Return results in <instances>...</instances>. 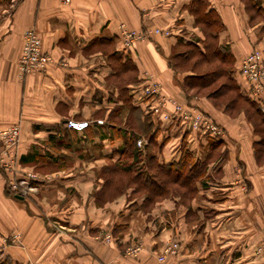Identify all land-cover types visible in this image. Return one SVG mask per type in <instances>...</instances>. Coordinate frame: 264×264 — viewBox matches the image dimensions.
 Here are the masks:
<instances>
[{
	"label": "crops",
	"instance_id": "1",
	"mask_svg": "<svg viewBox=\"0 0 264 264\" xmlns=\"http://www.w3.org/2000/svg\"><path fill=\"white\" fill-rule=\"evenodd\" d=\"M244 1L207 0L223 24L219 42L230 47L236 68L253 47H263ZM188 2L0 0V128L19 125L17 153L26 157L21 165L43 176L29 199L6 194L0 177V257L9 264H157L153 252L174 235L183 236L182 249L165 264H264V162L258 165L252 156L250 128L241 116L227 118L204 98H186L181 76L166 63L178 36L203 37L185 8ZM120 23L168 29L170 35L152 34L123 51ZM28 28L54 62L43 72L22 75L17 60ZM103 47L127 55L139 79L148 71L165 94L208 111L228 128L221 170L198 187L192 201L197 218L185 219V206L171 196L145 213L141 199L128 200L126 194L95 202L99 168L122 148L106 120L114 91L107 86L111 70ZM260 97L264 100V92ZM68 120L85 126L68 127ZM208 211L213 215L204 218ZM115 226H120L116 243L96 238ZM10 232L18 233V242H5ZM136 238L141 252L126 255L123 248Z\"/></svg>",
	"mask_w": 264,
	"mask_h": 264
},
{
	"label": "trees",
	"instance_id": "2",
	"mask_svg": "<svg viewBox=\"0 0 264 264\" xmlns=\"http://www.w3.org/2000/svg\"><path fill=\"white\" fill-rule=\"evenodd\" d=\"M244 2L250 24H256L257 41L264 47L262 0ZM209 6L207 0H189L185 8L203 37L178 36L166 63L181 76L179 85L186 98H204L223 116L244 119L253 135L252 156L260 165L264 162V100L260 95L251 94L235 67L230 47L220 44L218 34L223 24ZM97 41L110 42L109 39ZM102 52L111 70L106 77L107 86H112L114 91L113 96H108L113 106L106 120L114 124L108 128L121 141L122 148L114 151V158L99 168V187L92 194L95 202L101 205L126 194L128 200L141 199L145 213L158 201L171 196L177 204L185 206V219L197 218L198 215L192 213V201L198 187L206 185L221 170L228 152L223 138L200 137L197 132L188 130L179 133L178 124L162 125L149 106L146 108L131 92L139 82L133 61L113 48L103 47ZM198 109L212 120L216 119L208 111ZM140 136L145 140L138 147L136 141ZM25 161L26 157L21 156L20 162ZM212 215L213 211H208L203 217ZM114 228L112 235L120 226ZM0 264L9 263L3 260Z\"/></svg>",
	"mask_w": 264,
	"mask_h": 264
},
{
	"label": "built area",
	"instance_id": "3",
	"mask_svg": "<svg viewBox=\"0 0 264 264\" xmlns=\"http://www.w3.org/2000/svg\"><path fill=\"white\" fill-rule=\"evenodd\" d=\"M68 2L69 0H63ZM170 35L168 29H134L120 23L118 27L117 38L123 51L129 50L132 45L140 40H144L152 34ZM264 52L259 47H253L242 59L238 67L240 76L250 87L253 95H262L264 92ZM54 62L53 57L40 49V39L33 28H28L22 36V46L18 57V68L22 74L33 72H42ZM63 64V63H61ZM141 81L132 87L134 96L142 101L146 99L145 105L149 106L154 114L160 115L164 121H172L179 126L183 125L185 130L194 132L200 137L215 136L224 137L223 129L211 121L207 115L199 110L196 105L183 104L181 101L165 94L161 85L148 71H143L140 77ZM168 108V109H167ZM68 127L82 129L85 122H66ZM20 128L18 125H11L0 129V177L7 182L15 195L23 197L22 191L31 189L27 178H17L18 169L15 159V147L19 141ZM143 141L137 139L136 145L141 147ZM28 176L33 174L28 173ZM21 189V190H20ZM109 235L106 234V237ZM108 240V239H107ZM176 242L167 244L165 252H174L177 250ZM137 247V248H135ZM139 248L138 245L127 247L125 254L133 255ZM164 254L157 256L158 262H163Z\"/></svg>",
	"mask_w": 264,
	"mask_h": 264
},
{
	"label": "rangeland",
	"instance_id": "4",
	"mask_svg": "<svg viewBox=\"0 0 264 264\" xmlns=\"http://www.w3.org/2000/svg\"><path fill=\"white\" fill-rule=\"evenodd\" d=\"M130 28V27H129ZM152 29H154V28H152ZM159 29H161V28H159ZM27 30V29H26ZM25 30V31H26ZM163 30V29H162ZM24 31V32H25ZM156 34V33H155ZM161 35H163V34H161ZM151 36V35H150ZM149 36V37H150ZM149 37H147L146 39H148ZM40 39V38H39ZM141 41V40H140ZM135 44V43H134ZM133 44V45H134ZM132 45V46H133ZM256 47H259V46H256ZM132 48V47H131ZM131 48L129 49V50H131ZM260 49H262L263 50V52H264V49H263V47H259ZM51 55V54H50ZM52 56V55H51ZM53 57V56H52ZM53 59H54V57H53ZM17 62H18V60H17ZM57 62H59V63H63V64H65L64 62H62V61H57ZM264 62V61H263ZM17 66H18V63H17ZM263 67H264V63H263ZM19 70V69H18ZM19 72H20V70H19ZM43 72V71H42ZM34 73V72H33ZM264 73V72H263ZM20 74H22L21 72H20ZM29 74V73H28ZM22 75H25V74H22ZM152 75V74H151ZM153 76V75H152ZM155 79V78H154ZM156 80V79H155ZM141 81V79H139V82ZM156 81H158V80H156ZM138 82V83H139ZM159 82V81H158ZM137 83V84H138ZM194 97H196V96H194ZM180 101V100H179ZM140 102H142L143 104H145L146 103V99L145 98H143L142 99V101H140ZM182 103L183 104H186V103H188V102H183L182 101ZM190 105V104H189ZM263 106H264V104H262ZM146 108L148 107L147 105H144ZM195 106V105H194ZM197 107V106H196ZM150 108V107H149ZM151 109V108H150ZM168 109V108H167ZM152 110V109H151ZM152 113L154 114V112H153V110H152ZM205 114V113H204ZM156 117H157V119H160V121L162 122V125H165V126H167V125H175L172 121L170 122L169 120L168 121H164L161 117H160V115L158 114V112L156 113L155 112V114H154ZM206 115V114H205ZM215 118H216V116H214ZM208 118L211 120V121H213L217 126H219L221 129H223V133H224V137L225 136H227V137H229V138H231L229 135V130H228V128L226 127V126H224L223 127V125L217 120V118L216 119H214V120H212L209 116H208ZM11 125H18V124H11ZM11 125H7V126H4L5 128L6 127H8V126H11ZM19 126V125H18ZM4 127H1L0 129H2V128H4ZM20 128V127H19ZM251 129V128H250ZM250 129H249V132H251L250 131ZM179 131V133H180V131H183V130H185V127L183 126V125H181V126H179V129H178ZM223 137V138H224ZM138 139H141L143 142H144V140H145V138L143 137V136H140V138H138ZM19 140H20V135H19ZM18 144H19V141H18V143L16 144V147H15V159H16V161H17V169H18V175H17V178H27L28 177V179H27V182H29V186L31 187V189H26L25 191H22V192H24L23 193V197H21V198H25V199H29L34 193H37L38 192V183H40V180L42 179V177L43 176H41V174L36 170V169H33V168H31V167H26L25 165H21L22 163L20 162V158L18 157V150H17V148H18ZM196 144V143H195ZM198 145V143L195 145V146H197ZM28 173H30V174H33V176H28ZM4 184H5V189H6V194H8V195H10V196H16L14 193H13V191L10 189V188H8L7 187V182L5 181V179H4ZM21 190V189H20ZM92 194H93V192H92ZM121 197H123V194L122 195H119L117 198H121ZM117 198H116V200H117ZM58 198H57V196H55L54 197V201L55 202H58ZM180 210H182V209H180ZM184 211H185V209H184ZM55 226H57L56 224H55ZM11 234V235H10ZM10 234H8L7 235V237L4 239L5 240V242H9V240L11 241V242H13V243H15V242H18L19 241V237H18V233H11L10 232ZM97 234V235H96ZM95 235H96V238L98 239V240H100V241H103L104 242V244L105 243H110V242H115V238H113V237H117L116 236V234L117 233H115V235H112L111 234V232L110 231H107V230H103V231H101V232H98V233H96ZM106 234L107 235H109L108 237H106ZM183 236L181 235H176V237H175V235L173 236V237H171V238H168V239H166V241L163 243V245L161 246V248H159V249H157L155 252H153V254H155V260H156V263L157 264H165V263H167V261H169V259H171V257H175L176 256V254H178V252L180 251V249H182V241H183ZM108 239V240H107ZM173 241L174 242H176V246H177V250H174V252L172 251V252H165V248H166V245L167 244H172L173 243ZM117 242V241H116ZM115 242V243H116ZM261 243H264V241H261ZM136 246V245H138L139 246V248L136 250V253L135 254H131V255H128V254H126V255H128V256H136L139 252H141V250H142V243H141V241L139 240V239H134V240H131V241H129V244H128V246L127 247H130V246ZM263 245H261V247H262ZM126 246L123 248V251H124V253H125V249L127 248ZM261 247H259V250H260V248ZM135 248H137V247H135ZM160 254H164L165 255V258H164V261L163 262H158V260H157V256H159ZM4 259L2 258V257H0V262H2Z\"/></svg>",
	"mask_w": 264,
	"mask_h": 264
},
{
	"label": "water",
	"instance_id": "5",
	"mask_svg": "<svg viewBox=\"0 0 264 264\" xmlns=\"http://www.w3.org/2000/svg\"><path fill=\"white\" fill-rule=\"evenodd\" d=\"M17 198H21L20 196L16 195Z\"/></svg>",
	"mask_w": 264,
	"mask_h": 264
}]
</instances>
